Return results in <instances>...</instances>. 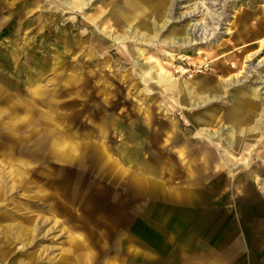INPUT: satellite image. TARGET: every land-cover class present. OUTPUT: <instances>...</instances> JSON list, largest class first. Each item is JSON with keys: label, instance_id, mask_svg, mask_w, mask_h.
<instances>
[{"label": "rangeland", "instance_id": "obj_1", "mask_svg": "<svg viewBox=\"0 0 264 264\" xmlns=\"http://www.w3.org/2000/svg\"><path fill=\"white\" fill-rule=\"evenodd\" d=\"M58 1L0 0V264H264V232H244L264 219L246 202L264 210V128L247 138L248 163L226 162L253 197L226 172L179 171L176 155L220 145L198 141L193 118L209 109L223 112L206 127L225 128L227 108L252 100L264 127V0H167L159 32L163 0ZM145 16L160 41L191 23L208 30L187 45L139 42ZM172 81L203 82L194 101L216 85L221 98L186 109Z\"/></svg>", "mask_w": 264, "mask_h": 264}, {"label": "bare ground", "instance_id": "obj_2", "mask_svg": "<svg viewBox=\"0 0 264 264\" xmlns=\"http://www.w3.org/2000/svg\"><path fill=\"white\" fill-rule=\"evenodd\" d=\"M52 1L56 3L57 0L56 1L52 0ZM90 1L91 0H79L75 4L74 3L73 4H70V2L68 0H59L58 1L59 2L58 4L63 5L64 8H71L74 5L75 7H79L80 9H85V8H88L87 6L89 5V2ZM134 2L136 3L137 0H134ZM166 2H167V0H163L159 4L160 6L155 7L154 8V11H153V13H156V15L158 14V20L159 21H157V22L154 21V25H155V27H156V29H157L158 32L161 31L162 29H164V27L166 26V23H168L169 18H170L169 17V15L171 14L170 11L165 12L164 15L162 13V9L165 7ZM176 3H177V0H171L169 6H172L174 4L176 5ZM144 11H146V10L144 9ZM192 13H194V12L192 11ZM110 15L111 16L114 15L111 20L113 21V23L116 22L117 21L116 20L117 14L113 11V13L111 12ZM185 15L186 16L187 15H190V12L186 13ZM190 16H193V15H190ZM207 16L211 20H213V19L215 20V18H216V17H214V13H212V14L209 13V14H207ZM182 17L183 16L180 15V16H178V19L179 18H182ZM117 18H119V17H117ZM184 18H187V17H184ZM102 19H103V17H101L100 14H98V15H95L92 19H90L89 22L93 23V25L96 26V24H100V22H101ZM127 20H128V18L127 17H124L123 18V23L125 24V22H127ZM214 20H213V23L216 24L217 23L216 22L217 20L216 21H214ZM85 21H87V19ZM149 25L150 24H149L148 18L146 16L145 17H142L140 19L139 26L141 28H143L144 30H142L143 32L138 33V35H136V36H138L137 39H138L139 42L145 41V42H148V43H151V44L153 42H159V43L170 44V45H187L189 43V40L187 39V36H192L193 34H195L197 32H199L198 33V36H201V35L204 36L203 34H205L206 31L208 30V28H207V25L208 24H207L206 21L203 22L202 24L191 23L188 27H185V29H183L182 31H179L181 34H177V32H176V33H174V34H172V35H170L168 37V41H166L165 39H163V40L161 39V41H160L159 39L156 38L157 37L156 32H152L151 33L150 26ZM87 26H89V25H87ZM129 32L130 31H128V29L125 30L124 34L119 35L117 38H114V40H118V41H120V40L121 41H125L126 39L128 40V33ZM109 36H110V34L108 35V37ZM133 37H135V36H133ZM99 38H101V35L99 33H95V40L98 41ZM201 38H203V37H201ZM108 50H111V49L109 48ZM255 83H257L258 85H257V88L254 90V96H257L258 97L259 91L262 90V89H264V81H261V80L260 81H255ZM169 84L172 85V89L175 90V93H178L177 95L179 96V102L182 103V105H184V108H186V109H188V108H190V109H196V108L204 107L210 101H216V100H219L221 98V95L219 96L218 91H216L217 89H214L215 87L217 88L218 85L214 86V88H211L210 86H208L207 88H209L210 90L212 89L210 92L207 90L205 92H202L203 93L202 94L201 92H198L197 91V93H200V99L198 101H194L193 99H190L189 98V95L191 93H193L194 91H196L195 88L200 87V85H202V84L204 86V83L203 82L196 81L194 83H190V81L189 82H183V81L180 82V81H177V82L174 83V81H172V82H169ZM262 93H264V92H262ZM249 105L252 106V107H255L256 106L255 104H253L252 100H251V102H250ZM189 113H190V111H189ZM201 113L202 114H200L198 116H195L193 118L194 124L196 126H199L198 127L199 128V132H201L203 135H206V137L208 139H218L219 141H221L222 146H224V148H226V149H224L225 151L228 150V149L230 150V148L232 146L234 147V143H233L234 141H233L232 135H230V136L229 135H225V133L222 131V129H218V128L208 129L206 127L207 125L213 124L216 121H218L217 119H219L220 111L217 110V109H209V110L204 111V112H201ZM261 128H264V127H260V131H261ZM255 130H258V128L257 127H251V128L248 127V129L245 130L244 134L247 135L246 133H250V132L252 133ZM236 150H238L239 152L242 151L240 147H237ZM221 165H222V167H224V163L223 162H221ZM27 227L28 228L27 229L24 228L25 230L23 231V232H25V235L26 236L27 235H31V234H33L36 231V225L35 224L28 225ZM2 228H3V226H2ZM28 243H26V244H28ZM0 251H3V248L0 247Z\"/></svg>", "mask_w": 264, "mask_h": 264}, {"label": "crops", "instance_id": "obj_3", "mask_svg": "<svg viewBox=\"0 0 264 264\" xmlns=\"http://www.w3.org/2000/svg\"><path fill=\"white\" fill-rule=\"evenodd\" d=\"M251 101L247 102V106L244 107H240V106H232L227 108L226 110V118H224V120L226 121V125L225 128L224 127H220L219 129H222V131L225 133V135H232L233 137V143H234V147L230 148V150H224L226 148H224V146H222L221 141H219L218 139H208L207 137H200L198 138V141L203 142L204 140L208 141V144H214L215 140L218 141V143L220 144L219 147L217 148V146L213 147L210 145H204L206 146L208 149L210 148V151H206L204 153H193L190 154L189 150L186 149V145L188 142L184 143V147H179L176 155H177V162L180 163V168L179 171L184 172L190 176L193 175H198V174H202V175H209L211 174L210 172L216 173V172H226L230 175L228 181H227V186L232 187V189H237L240 188L239 191L242 194H247V195H252L256 196L255 194V189L253 188V185H237L235 182V180H233V175L234 174H230L229 173V169H227V165H231L228 164L226 162L228 161H232L237 158V155L240 156V160H245L246 156L243 153V150L246 149L247 146H249L252 142V139H247L248 137L251 136H257L259 138H261L260 136V127H259V123L257 121V117H258V113L259 111L256 109V107H252L250 106ZM217 110L220 111V113H222L223 111H221V109L217 108ZM239 117V118H238ZM221 119V117H220ZM255 119L254 123L255 125H252L251 122L252 120ZM235 122V123H234ZM231 124V125H230ZM230 125V126H229ZM249 125V126H248ZM248 127H257L258 130L253 131L252 133H246L247 135L244 134L245 130L248 129ZM232 133V134H231ZM193 140L194 137H192ZM257 141V140H256ZM202 146V145H201ZM200 146V147H201ZM237 147L241 148V152H239L238 150H236ZM211 148H214V151H211ZM221 148V150H220ZM218 150V151H217ZM215 151L217 152L215 154ZM232 153H231V152ZM224 152L225 154L223 155ZM94 153H96L98 156L102 155L100 157L101 160H103L106 156V152L105 150L102 148H97ZM252 158V156L250 155L249 159ZM247 161L246 163L249 162V159L246 158ZM202 162V163H201ZM221 162L224 163V167H222ZM190 164V165H189ZM245 166V164H244ZM230 167H233V169L235 168L233 165H231ZM113 169V168H112ZM108 171H111L110 169ZM191 171V172H190ZM259 169L257 167L255 168H251V170L249 171L251 179L255 180L254 177V173L258 172ZM139 176V177H138ZM137 185H142L144 183V176L143 175H137ZM196 180V179H195ZM161 182V181H160ZM192 185L194 186V182H192ZM158 187H163V184L160 186L158 185ZM258 197V196H257ZM249 205L253 206V208L256 210L257 213H260V217L264 218V210H262L259 207V202L258 199L256 198L255 200L250 199L246 201ZM258 221V223L254 220L251 225L250 228H248V231L244 230V232L246 234H250V232L255 231L256 233H262L264 232V219H256ZM262 229H261V228ZM244 233V234H245ZM245 236V235H244Z\"/></svg>", "mask_w": 264, "mask_h": 264}]
</instances>
